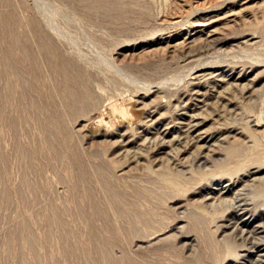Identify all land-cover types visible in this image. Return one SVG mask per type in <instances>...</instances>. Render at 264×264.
Masks as SVG:
<instances>
[{
    "label": "rangeland",
    "instance_id": "obj_1",
    "mask_svg": "<svg viewBox=\"0 0 264 264\" xmlns=\"http://www.w3.org/2000/svg\"><path fill=\"white\" fill-rule=\"evenodd\" d=\"M0 264H264V0H0Z\"/></svg>",
    "mask_w": 264,
    "mask_h": 264
},
{
    "label": "bare ground",
    "instance_id": "obj_2",
    "mask_svg": "<svg viewBox=\"0 0 264 264\" xmlns=\"http://www.w3.org/2000/svg\"><path fill=\"white\" fill-rule=\"evenodd\" d=\"M196 125V124H195ZM199 125V124H198ZM193 129V128H192Z\"/></svg>",
    "mask_w": 264,
    "mask_h": 264
}]
</instances>
